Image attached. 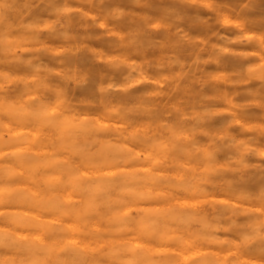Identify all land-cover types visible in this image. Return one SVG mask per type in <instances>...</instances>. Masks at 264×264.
Instances as JSON below:
<instances>
[{
  "label": "clouds",
  "instance_id": "1",
  "mask_svg": "<svg viewBox=\"0 0 264 264\" xmlns=\"http://www.w3.org/2000/svg\"><path fill=\"white\" fill-rule=\"evenodd\" d=\"M0 264H264V0H0Z\"/></svg>",
  "mask_w": 264,
  "mask_h": 264
}]
</instances>
